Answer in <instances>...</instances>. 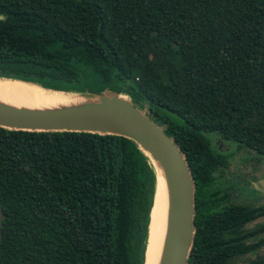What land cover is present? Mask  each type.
Masks as SVG:
<instances>
[{
    "label": "trees",
    "instance_id": "obj_1",
    "mask_svg": "<svg viewBox=\"0 0 264 264\" xmlns=\"http://www.w3.org/2000/svg\"><path fill=\"white\" fill-rule=\"evenodd\" d=\"M0 16V77L92 92L81 70L147 104L194 181L188 264H218L200 191L220 165L213 138L261 168L264 0H0ZM155 182L125 137L0 127V264H143ZM245 235L246 262L219 264H264V204L246 203Z\"/></svg>",
    "mask_w": 264,
    "mask_h": 264
},
{
    "label": "water",
    "instance_id": "obj_2",
    "mask_svg": "<svg viewBox=\"0 0 264 264\" xmlns=\"http://www.w3.org/2000/svg\"><path fill=\"white\" fill-rule=\"evenodd\" d=\"M0 80L22 82L87 101L84 107L52 111L16 109L0 104L1 128L30 132L117 135L133 141L149 159L155 171L156 182L160 176L168 188V227L160 264H188L195 234V185L185 155L151 116L140 111L128 96L125 99L123 94L110 92L108 89L101 94L87 90L70 92L19 79L0 77ZM254 186L264 193V177ZM4 220L5 215L0 209V239Z\"/></svg>",
    "mask_w": 264,
    "mask_h": 264
},
{
    "label": "flooded vegetation",
    "instance_id": "obj_3",
    "mask_svg": "<svg viewBox=\"0 0 264 264\" xmlns=\"http://www.w3.org/2000/svg\"><path fill=\"white\" fill-rule=\"evenodd\" d=\"M213 147L220 165L214 171L210 186L200 191V231L210 232L213 255L218 264L233 263L237 259L246 262L245 152L242 153L244 161L240 162L231 157L225 158V154L229 152L241 156V147L236 148V145L218 138H213ZM232 163H238L239 168L231 169ZM235 252L236 256H233Z\"/></svg>",
    "mask_w": 264,
    "mask_h": 264
},
{
    "label": "bare ground",
    "instance_id": "obj_4",
    "mask_svg": "<svg viewBox=\"0 0 264 264\" xmlns=\"http://www.w3.org/2000/svg\"><path fill=\"white\" fill-rule=\"evenodd\" d=\"M58 94L60 93L22 82L0 80V104L11 108L52 111L84 107L87 104V101L80 97L64 94L62 97ZM153 198L144 264H160L166 242L169 194L167 185L160 176L157 178Z\"/></svg>",
    "mask_w": 264,
    "mask_h": 264
},
{
    "label": "rangeland",
    "instance_id": "obj_5",
    "mask_svg": "<svg viewBox=\"0 0 264 264\" xmlns=\"http://www.w3.org/2000/svg\"><path fill=\"white\" fill-rule=\"evenodd\" d=\"M80 75H79V79H80V85H83V87L86 88H90L92 90L93 93H97V94H101L103 92L106 93L107 89L105 88H99L98 85H96V83L93 82V79H91V77L87 74V73H83L81 70H79ZM75 85V84H74ZM79 87L80 85L77 84ZM60 96V94H58ZM62 96V94H61ZM125 99H127V96L122 95ZM63 97V96H62ZM135 106L140 110L145 112L149 117L150 115L148 114V107L147 104H145L143 101L140 102L139 104L134 103ZM160 114L165 115L166 117H168L171 121H173L174 123L177 124H181L182 120L180 118H178L177 116H175L174 114L167 112V111H159ZM153 119V118H152ZM154 121V120H153ZM155 122V121H154ZM156 123V122H155ZM235 145V144H234ZM238 148V147H236ZM241 156L234 154L232 155V153H226L225 154V158L226 157H231L237 161L243 162L244 161V155H242V153L245 152V156H246V203L252 204V203H258L260 205L264 204V193H261L260 191H258L254 184L256 183V180H259V176L262 177L264 176V158L262 159V165L260 170L258 171H253L252 168L257 167L254 164H251V161H249L250 156L253 155V153L250 150H246L245 148H241ZM239 168V164L238 163H232L231 169H237ZM253 177L256 178H253ZM154 195H155V191H154ZM154 199V198H153ZM254 223H251L248 225V227L253 226Z\"/></svg>",
    "mask_w": 264,
    "mask_h": 264
}]
</instances>
